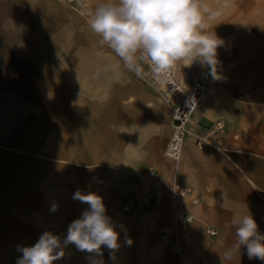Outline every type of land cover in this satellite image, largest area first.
Returning <instances> with one entry per match:
<instances>
[{
  "label": "crops",
  "instance_id": "crops-1",
  "mask_svg": "<svg viewBox=\"0 0 264 264\" xmlns=\"http://www.w3.org/2000/svg\"><path fill=\"white\" fill-rule=\"evenodd\" d=\"M207 31L232 39L225 28ZM180 63L179 74L172 72L185 89L203 63ZM209 68L208 93L189 124L203 145L186 138L175 164L164 154L172 133L164 101L64 0H0V264H17L18 247L45 231L63 239L88 207L73 199L77 190L103 198L120 247L95 256L69 245L54 264H222L236 242L234 216L250 213L264 233V68L237 67L242 78ZM237 79L256 85L228 83ZM174 176L190 189L185 204L196 201L193 222L176 226L166 198L123 211L135 194L167 196ZM163 233L178 236L180 255L160 244ZM224 264L264 261L250 260L242 247Z\"/></svg>",
  "mask_w": 264,
  "mask_h": 264
},
{
  "label": "clouds",
  "instance_id": "clouds-1",
  "mask_svg": "<svg viewBox=\"0 0 264 264\" xmlns=\"http://www.w3.org/2000/svg\"><path fill=\"white\" fill-rule=\"evenodd\" d=\"M201 9L198 0H106L98 5L88 20L91 31L101 45H107L137 76L143 75L141 61L151 65L153 78L160 85L170 82V70L183 62L195 60L215 66L217 48L224 41L215 32L207 31L210 20L219 13ZM73 199L88 207L73 220L61 239L52 232H43L32 246L18 247L22 255L17 264H54L62 259L65 249L75 245L77 250L102 255V248L112 252L119 249L120 233L106 214L103 198L93 192L77 190ZM56 211V206H52ZM236 242L221 256V262L240 257L242 247L248 258L264 261V233L248 213L234 216L231 221ZM122 227V226H121ZM126 243L130 246L132 240ZM90 264H102L90 260Z\"/></svg>",
  "mask_w": 264,
  "mask_h": 264
},
{
  "label": "rangeland",
  "instance_id": "rangeland-1",
  "mask_svg": "<svg viewBox=\"0 0 264 264\" xmlns=\"http://www.w3.org/2000/svg\"><path fill=\"white\" fill-rule=\"evenodd\" d=\"M64 2L67 3L68 6L71 8V10L80 18L84 27L87 30H89L99 41L100 38L91 31L88 25V20L90 19L91 15L94 13L96 7L101 3L106 2V0H80L79 3L76 0H64ZM198 2L201 9L203 8L208 9V13H204L205 17H207L209 13H219V15L213 19L210 20L206 19V23L209 25L208 28L210 27L212 28L215 27L216 29L225 28L229 31L228 33H230L232 39L223 40L224 41L223 45L217 48L216 65L213 66L203 63L202 64L203 67H201L195 72V76L201 70L206 71L210 76L211 70L209 67H212L217 72V74H220L222 76L226 75L227 77L242 78L240 76L242 70L240 72H237L236 74L237 67L238 68L242 67L241 69L248 68L249 73L255 72L258 68H264V32L261 31L257 32V30H264L262 29V27H264V0H198ZM259 19H260V23H258ZM178 63L180 64V62ZM227 67H229L228 73H223L225 68ZM127 70L130 73H132V71L129 70L128 68ZM242 72H245V70H243ZM232 82H234L236 85H243V84H246L248 86L250 84H253L254 86L256 85L255 80L253 81L251 80L245 81L242 79H237L234 81L228 80V83H232ZM191 118L189 120V124ZM218 123L219 122L216 123V126ZM189 124H188V128H189ZM217 128L219 127L217 126ZM189 132L190 133L188 137H194L196 138L197 141L202 139L196 136L190 130V128H189ZM186 197L187 196H182L181 198V201L184 204L186 203V201H188ZM193 201L194 200H191L189 204H185L186 205L185 211L192 217V219L188 221V224L195 220L193 214H190L192 207L196 203V201L192 203ZM124 212L131 213V211L130 212L124 211ZM165 234H168L169 237H171L169 233H163L160 236V244L163 247L166 248L168 247V250H171V252L176 254L177 256L180 255L181 250L176 251L175 247L172 245L170 241H166L163 239V236ZM108 258L110 260V257ZM108 258H104V260L106 261L108 260ZM7 259L5 260L6 263H7Z\"/></svg>",
  "mask_w": 264,
  "mask_h": 264
},
{
  "label": "built area",
  "instance_id": "built-area-1",
  "mask_svg": "<svg viewBox=\"0 0 264 264\" xmlns=\"http://www.w3.org/2000/svg\"><path fill=\"white\" fill-rule=\"evenodd\" d=\"M76 1L79 3L80 0ZM140 63L143 67V75L137 76L134 71H132V73L148 89L160 96L170 111L172 133L166 144L164 154L167 158L177 164L181 158L185 140L190 133L188 128L189 120L207 92L209 79L208 73L204 70L199 71L190 84L185 88L184 92L180 95L178 102L173 103L167 97L168 94H175L178 91V83L175 80L172 71L170 70V82L166 85H160L153 78L151 65L143 61ZM217 126L219 129L222 128L220 123H218ZM203 141L204 140L200 139L197 141V145L202 147ZM148 176L153 178L154 174L149 172ZM168 189L167 196L159 193L160 191H154L150 194H135L128 198L123 206V210L130 212L137 206L149 207L166 198L174 209L176 226L177 222L190 221L192 217L185 211V208L182 211V217L178 216L176 208L178 202L181 201L182 196H188L190 194V189L187 186L179 184L175 176L170 182ZM194 202L195 201H193V203ZM206 232L211 236L215 235L214 230L207 229ZM163 239L170 241L176 251L181 250L182 244L177 235H174V238H171L168 234H165Z\"/></svg>",
  "mask_w": 264,
  "mask_h": 264
},
{
  "label": "bare ground",
  "instance_id": "bare-ground-1",
  "mask_svg": "<svg viewBox=\"0 0 264 264\" xmlns=\"http://www.w3.org/2000/svg\"><path fill=\"white\" fill-rule=\"evenodd\" d=\"M180 66H181V63H180V64L177 63V65H176L175 67H173V68H174V74H175V76L179 74V72H180ZM171 71H172V69H171ZM172 74H173V72H172ZM174 74H173V76H174ZM174 78H175V77H174ZM175 80H176V79H175ZM177 83H178V82H177ZM184 90H185V89H182V88L180 87V85L178 84V91H177L175 94H168L167 97H168V99H170L173 103H175V102L177 101V99L180 97V95L184 92ZM207 93H208V87H207V92H206L204 98L206 97ZM204 98H203V99H204ZM200 103H201V102H200ZM200 103H199V104H200ZM197 107H198V106H197ZM195 110H196V109H195ZM194 112H195V111H194ZM180 202H181V201H179V202H178V205L176 206L177 210H179Z\"/></svg>",
  "mask_w": 264,
  "mask_h": 264
}]
</instances>
